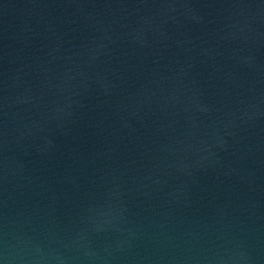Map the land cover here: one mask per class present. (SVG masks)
Returning <instances> with one entry per match:
<instances>
[{
	"label": "water",
	"instance_id": "95a60500",
	"mask_svg": "<svg viewBox=\"0 0 264 264\" xmlns=\"http://www.w3.org/2000/svg\"><path fill=\"white\" fill-rule=\"evenodd\" d=\"M0 264H264V0H0Z\"/></svg>",
	"mask_w": 264,
	"mask_h": 264
}]
</instances>
